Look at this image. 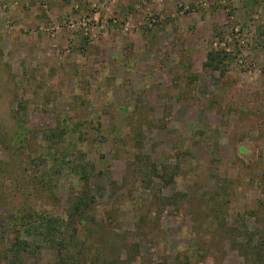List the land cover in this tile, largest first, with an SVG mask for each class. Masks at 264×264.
Returning <instances> with one entry per match:
<instances>
[{
    "label": "rangeland",
    "instance_id": "obj_1",
    "mask_svg": "<svg viewBox=\"0 0 264 264\" xmlns=\"http://www.w3.org/2000/svg\"><path fill=\"white\" fill-rule=\"evenodd\" d=\"M76 198L94 217L77 260L16 216ZM104 246L112 264H264V0H0V264Z\"/></svg>",
    "mask_w": 264,
    "mask_h": 264
},
{
    "label": "trees",
    "instance_id": "obj_2",
    "mask_svg": "<svg viewBox=\"0 0 264 264\" xmlns=\"http://www.w3.org/2000/svg\"><path fill=\"white\" fill-rule=\"evenodd\" d=\"M227 57L226 55H224V53H222L221 51L218 52H211L208 56V62L206 63V67L210 68L214 71H220L222 74L225 73V63H226ZM65 135V131L64 129H62L60 131V135L59 137H62V139L64 138L63 136ZM55 141V140H54ZM20 144L23 145V147L25 145L28 144L27 139H20ZM8 145V148L11 149L12 151H15L16 148L13 147V145L11 144H6ZM50 147L48 148V153H51V155H53V151H57L55 155H53V158L55 159L58 155H63L64 152L63 151H58L59 149H57L56 147L58 146V141L54 142L53 144H49ZM19 146V143H18ZM13 147V148H12ZM54 147L57 149L55 150ZM147 159L146 158H141L138 157L137 158V163H141V164H146ZM66 165H68L67 162H65L64 160L61 162L60 161V169L64 170L66 168ZM148 165L145 168V172L147 170ZM168 167H162V172H163V179H165V177L168 175ZM58 172H61L60 170ZM42 183V182H41ZM40 184V183H39ZM45 185L46 186V181L44 180V182L42 183V185H40V188ZM53 190V186H51V188H44L43 190H41V193H44L46 191V193H51V196L53 197V199L55 201H57L56 197H55V192L51 191ZM34 192V190L32 189V191L28 192V198L31 199V197H35L32 193ZM36 200H42V198H39L38 196L35 197ZM31 202V201H30ZM29 202V203H30ZM55 205V204H54ZM30 206V205H27ZM27 206H24V210H21V212L17 213V217L20 219V221L22 222V224L24 225H28L30 228L33 227L38 234L40 236L39 239H37L38 244H43L46 243L49 247L52 248H59L61 250L65 249V250H76L75 253H72L71 255V260H77V257H79V253H80V249H79V245L78 243L81 242L82 240H86L85 238H81L82 236H90L91 234V227L89 224L92 220L94 222V217L88 215V210L91 208L92 204L91 201H85L81 198H79V200H77V198L74 201H70L67 209H66V215L64 217H60V215L56 214L55 212L51 211L48 209V206L46 205L41 206L37 205V207H32V211L33 212L35 218H30L29 221H26V217H27ZM56 206V205H55ZM30 210V208H29ZM23 214V217H20V214ZM66 224L70 225L72 228L71 230L68 232V230H66ZM42 228V229H40ZM107 240H105L106 242ZM84 242L81 243V245ZM34 247V244H33ZM32 247V249H33ZM85 249H87L88 247H91L90 245H83L81 246ZM31 248V247H30ZM100 248V247H99ZM104 248V249H103ZM103 248L98 249V251L95 253V263L94 264H112L111 261L106 257V247L104 246ZM91 250V249H88ZM62 264H69L67 262H65L64 260L62 261ZM118 263V262H117ZM12 264H24L22 261V258H20L19 255L14 257V260L12 261ZM74 264H79L78 262L74 263Z\"/></svg>",
    "mask_w": 264,
    "mask_h": 264
}]
</instances>
